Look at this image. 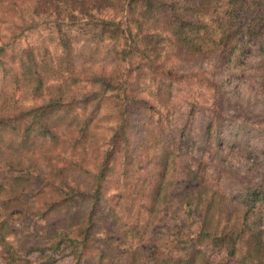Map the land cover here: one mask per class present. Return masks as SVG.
I'll return each instance as SVG.
<instances>
[{
    "label": "trees",
    "instance_id": "obj_1",
    "mask_svg": "<svg viewBox=\"0 0 264 264\" xmlns=\"http://www.w3.org/2000/svg\"><path fill=\"white\" fill-rule=\"evenodd\" d=\"M24 1V25L41 18L49 41L0 38V264H264V167L230 196L200 156L173 190L203 104L186 97L177 114L174 85L200 76L184 64L216 61L229 78L207 79L204 104H231L225 82L244 77L254 47L264 64V0H0L1 16ZM15 88L48 96L25 105ZM164 112L182 122L154 127ZM175 199L187 233L154 238Z\"/></svg>",
    "mask_w": 264,
    "mask_h": 264
},
{
    "label": "rangeland",
    "instance_id": "obj_2",
    "mask_svg": "<svg viewBox=\"0 0 264 264\" xmlns=\"http://www.w3.org/2000/svg\"><path fill=\"white\" fill-rule=\"evenodd\" d=\"M19 7H21L19 12L13 11L14 16H1L0 14V38L5 35L9 37L14 30L17 32L23 30V33L15 39L21 46L38 43L41 38H48V31L45 28L49 24L44 23L41 18L38 17L34 20V23L37 24V28L34 30L27 29V24L24 25L25 22L28 25L32 24V4L29 1H24V4ZM2 8L0 7V11ZM112 14L113 12L108 11L103 15L111 16ZM43 41L42 39L41 42ZM46 41L49 40L46 39ZM46 44L48 45L49 42ZM50 47L54 52L55 48L52 45ZM249 57L244 66V77L236 82L235 80L232 82L231 79L225 82L231 91L229 95L233 102L231 104L222 102L219 113H213V108L204 104L207 98L212 101L214 96L213 90L208 87L207 79L213 77L217 82H220V79L224 77L226 80L229 78L227 71L211 59L184 64L187 70L199 72L200 76L194 74L190 82L174 85V107L177 109V114H181V109L185 108L184 99L186 97L199 98L203 104L199 106V112L194 113L187 121L192 135L189 142H185L181 146L183 151L179 156L177 176L174 178L175 184L173 186L176 193L179 192L181 180H185L190 174V171L196 166V159L200 156L212 161L214 166L212 171L222 180L223 186L230 196L236 195L237 193H233V191L241 189L243 183L260 176L264 167V64L260 61L257 47L252 49ZM173 58H175L174 60L177 59L175 56ZM171 62L172 59L170 58ZM175 62L179 64V60ZM0 68L2 69L1 66ZM2 74L0 70V79ZM8 89L11 91L13 88L9 86ZM46 96H48L47 93L43 97L36 98L15 88V99L25 105L41 103ZM236 102L243 104L244 107L235 111ZM213 116L215 120L212 123L211 138L208 140L212 143L211 147L209 142L204 143L202 127ZM159 118L160 116L156 114L153 120L154 127L162 123L166 125V131L173 129L175 124L182 122V120L179 121V117H173L172 113L167 116V113L164 112L161 121L158 120ZM214 150H220L222 156L214 155ZM210 154L214 155V160ZM81 179L84 180V177L81 176ZM176 201L177 199L174 201V206L167 211L163 221L158 222L155 226L152 232L154 238L167 236L173 232L187 233L189 222L180 208L179 210L176 209ZM236 203H238L237 200L229 203L230 210ZM54 264H75V260L71 256L59 255Z\"/></svg>",
    "mask_w": 264,
    "mask_h": 264
}]
</instances>
